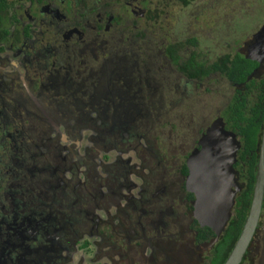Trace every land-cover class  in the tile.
<instances>
[{
	"label": "flooded vegetation",
	"instance_id": "af4514ba",
	"mask_svg": "<svg viewBox=\"0 0 264 264\" xmlns=\"http://www.w3.org/2000/svg\"><path fill=\"white\" fill-rule=\"evenodd\" d=\"M91 3L96 10L91 15L85 14L84 7L81 8L84 6L82 0H45L40 3L28 0L26 7H15L9 14L15 15L18 33L11 24L8 40L0 44V52H4L0 62L8 55L13 60L9 64L10 75L5 67H0V147L7 144L0 157V172L4 170L0 180L3 182L1 195L8 200L13 196L16 204L7 202L0 206V264H178L170 248L177 237L191 230L194 239L199 241L198 235H203L202 231L207 229L199 228L197 224L192 227L191 203L194 197L185 189L187 170L184 176L179 173L191 150L175 160L169 173L175 176L177 194L170 187L169 180L163 185L162 177L155 178L152 168L142 164V157L138 164L122 157L136 150L141 133L152 118V114L143 113L142 102L143 86L151 79L144 67L137 70V62L127 70L125 58L119 57L117 62L111 60L109 46L104 47L106 34L115 27L111 4L102 6L98 0ZM128 7L133 16L142 15L139 8L132 10L130 4ZM89 17L93 20L94 35L87 47L83 32ZM25 28L28 35H24ZM121 38L122 35L120 41ZM136 39H132L131 44H135ZM249 43H244L245 55ZM77 45L84 47L92 59ZM105 52L109 54L107 58ZM157 52L156 63L159 66L167 64L168 58L163 51ZM101 55L103 61L96 63ZM263 65L264 60L260 68ZM167 73L171 74L169 84L173 92L177 83L173 76L175 72H166V76ZM162 82L155 81L158 87ZM51 84H56L53 93H49ZM181 84L184 88L187 84L196 88L203 85L200 81L188 79ZM152 92L155 94L148 97L151 109L159 104L160 97L155 88ZM57 96L63 101H57ZM163 101L167 102L166 99ZM20 111L29 113L25 114L28 123H35H30L26 130L17 129L16 124L12 129L9 125ZM219 114L220 111L216 112L217 118H220ZM45 124L53 131L63 127L67 139L60 141H68L70 146L60 148L54 142V153L49 155L51 160H45L47 166L42 169L38 170L32 164L31 168H24L19 162L17 170H11L10 164L16 161V154L27 153L30 160L38 157L22 142L25 133L32 132L31 127L35 125L48 130ZM81 131L89 134L84 138ZM82 139L87 142L83 146L80 145ZM62 152L67 153L66 157ZM69 157L75 160L74 164L69 162ZM156 168H162L159 160ZM37 173L45 176L41 178L45 183L36 176ZM236 175L241 188L237 171ZM133 177L139 179V185L132 180ZM12 180H18L20 185L11 183ZM87 182L88 191H85ZM159 193L160 198H157ZM175 199L177 204L183 205L180 215L174 211L177 209ZM84 205L90 209L89 215L88 210L79 209ZM262 211L264 194L257 227L240 264L259 234L256 232L260 228ZM185 213L191 215V225L180 231ZM173 227L179 229L175 235L170 234ZM199 242L211 252L216 243L207 246L209 241Z\"/></svg>",
	"mask_w": 264,
	"mask_h": 264
},
{
	"label": "rangeland",
	"instance_id": "374dc122",
	"mask_svg": "<svg viewBox=\"0 0 264 264\" xmlns=\"http://www.w3.org/2000/svg\"><path fill=\"white\" fill-rule=\"evenodd\" d=\"M5 1L8 4V14L12 13L11 10L13 8H17L18 6L26 7L28 4V0ZM111 1L108 2L111 4L110 8L112 9L114 15H117L118 17L123 18V12H125L122 8L121 2H125L126 5L127 3L133 5L132 10L139 8V0H119V4H114ZM171 3L172 5L174 4L173 2ZM154 4H156V2L152 1L149 3V7L154 8ZM75 10L76 9L73 8V11ZM161 10L162 14L160 13ZM127 11L131 14V9L129 7ZM156 11L159 15L157 18H155L154 15V22H142L141 20H135L136 27L134 28L131 21L133 18L139 17L140 15L133 16L131 14L132 17L127 20H124L123 18V21H120L118 25L113 27V29L109 32L110 34H106V44L104 47L109 46V52L112 53V61L117 62L118 59L125 58L126 65L124 64V67L127 70L131 69L130 66L137 62V70L141 71V66L144 67V69L148 71V76L151 79L147 80L145 86H143L144 98L142 102L144 105L143 113L146 115L147 113L152 114V118L150 117L149 120L147 119L148 126L141 133L142 137L140 141L137 142L138 146L136 147V150L133 153L129 152L122 157L131 159V163L134 164L140 163V158L142 157V164L144 163L146 166L152 168L151 172H155V178L162 177L161 181L163 182V185H166V182L169 180L170 187L177 194L176 187H174L176 185L175 176L170 175L171 168H173L176 163L175 160L181 159V157H184L186 153H190L196 147L197 141L201 137L200 134H202L204 130L217 118L215 115L216 112L220 111L221 113L223 107L230 100L232 91L228 83L223 78L212 76L210 79L204 80L203 85L198 86L197 88L193 84H187L185 91L178 90L177 94L181 97L185 94L186 98L175 104H169V101H163L162 97L168 100V96L165 94L164 90L160 89L159 104L151 109L148 106V97L155 94L152 92L153 87H156L155 81L161 82L162 79L167 81V77H165L166 72H175L173 76L175 80H177V83L174 84V87L177 84H181L179 83L180 81L184 83V80H182V78L176 73V69L173 65L161 63L159 66V64L156 63L158 62V38L164 35V32L168 31L172 34L169 36H172L171 39L173 42L183 41L187 37L195 38L197 41L194 51L197 56L196 60L201 61L204 60L202 58L206 57L205 59H208V62H211L215 59V56H221L223 53L225 54L231 47L236 49L240 46L242 49L244 43L250 41L252 36L262 25H264V0H193L192 4H190L187 9H183L179 6H166L165 8L159 7ZM71 16L72 14H70V17ZM142 16L143 15H141V17ZM89 18L90 19L86 21V31L83 32L86 39L84 43L87 47L89 41L93 40L94 35V30L92 29V26L94 25L93 20L92 17ZM233 24L235 25V31L232 29ZM159 27H161L162 31H160ZM135 31L136 33L140 31L143 37H136L137 39L133 37ZM102 33L105 34L104 31H102ZM112 34H114V37ZM120 35L123 36L121 41ZM132 39H136L135 44H131ZM100 42L101 39L99 43ZM76 47L85 50V55L92 59L91 54L86 53V49H84V47L80 45H77ZM188 49H181V58H183V60L185 59V54ZM3 53L4 52L2 50L0 52L1 57L4 56ZM108 55L109 54L105 52V58H107ZM7 57V59H2L0 67H5L4 70L10 75L11 67L9 64L13 63V60L10 58V55ZM88 58H86L87 61ZM102 59L103 55L97 57L96 63H101L103 61ZM167 75L170 78L171 74L167 73ZM33 86V90H36V86ZM59 86L61 85L59 84ZM205 87L208 88V91ZM55 88L56 84H51L49 93H53L55 91L53 89ZM158 89L159 87L157 86V90ZM56 90L58 91V89ZM44 95L47 96V94ZM228 98L229 100L227 101ZM55 99L60 102L63 101L60 96H57ZM66 103L68 102L66 101ZM68 105L69 107L71 106L70 103H68ZM29 109L27 108L28 111H30ZM16 114L18 116L14 117L15 121L12 120L9 123L10 128L13 129L14 127L12 126L16 124L15 127H17V129L26 130L30 123L35 124L33 121L28 123L27 118L25 117V114L29 115L28 112L25 113L20 111ZM48 119L51 120L52 118L48 117ZM45 126L48 130H46L44 126L40 127V125H35L31 127L32 132L25 133V137L22 142L25 145L24 147H27L29 152L31 151L38 157L35 156L33 157V160H30L27 159L28 154L25 153V161L22 162V160H18L22 164V167L31 168L30 165L32 164L39 170L47 166L45 164V160H51L49 155L54 153V142H56L60 148L70 146L68 141H60L67 139L65 132L63 131V127H59L57 128V131H53L46 124ZM12 129H8V131L10 132ZM81 133L84 138L89 134L88 131H81ZM194 138L196 140L192 146ZM46 139H49V142ZM85 143H87L86 140L82 139L80 145L83 146ZM3 146L7 147V144H3ZM4 147H0V157L2 156V152H4ZM62 153V155H65L66 157L67 153ZM68 160L69 162L71 161V164L75 163V160L72 157H69ZM158 160L163 169H155ZM2 162H4V159ZM15 169L17 170V167ZM2 171L4 170L2 169ZM36 176L44 182L41 179L42 177H45L43 174L37 173ZM19 177L21 179V173H19ZM80 177L82 178V176ZM132 180L139 185V179L133 177ZM11 183L20 185L18 180H12ZM88 184L89 182L85 183V191H88ZM113 190L115 189L113 188ZM2 192V187H0V198ZM135 192L136 191H133V193ZM161 195H164V193ZM156 197L160 198V193ZM3 201L4 206L7 202H9V204H16V199H14L13 196H10L9 200L5 198ZM174 204L177 206V209L174 211L176 214L180 215L183 210V205L177 204V199H175ZM90 208L93 209L92 207ZM165 208H167V205ZM79 209H82L83 211L88 210L86 205L80 207ZM89 210L88 213L86 212L87 215L90 214ZM190 216L191 215L188 216V214L185 213L186 219H181L182 229L180 231H185L186 225L192 224ZM100 217L102 218V215H100ZM149 218L151 219L152 217ZM144 220L145 219L143 218L142 221ZM259 226L260 228L256 232L259 234L248 248L242 264H264V211H262ZM177 231H179V229L177 227H173L170 234L175 235ZM89 240L91 241L92 238H89ZM79 243H81V241H79ZM87 243L88 242H86L85 245H87ZM170 248L171 251L174 252L178 264H209V260L212 256L211 249H205L201 246L200 242L194 239L193 232L191 230H189V232L185 231L184 234L178 236L175 240V244H172Z\"/></svg>",
	"mask_w": 264,
	"mask_h": 264
},
{
	"label": "trees",
	"instance_id": "16d2710c",
	"mask_svg": "<svg viewBox=\"0 0 264 264\" xmlns=\"http://www.w3.org/2000/svg\"><path fill=\"white\" fill-rule=\"evenodd\" d=\"M42 1L45 0H37L39 3ZM93 1L94 0H82V5L84 6H81V8L84 7L83 10H85V14L91 15V13L96 11L92 7L94 6L91 3ZM98 1L102 4V6H106L111 0ZM152 1L157 4H154V8L149 7V3ZM111 2L114 4L120 3L119 0H113ZM171 2L174 4L172 5ZM192 2L193 0H139L138 7L140 8L143 16L141 17L140 15L139 17L132 19L131 22L133 23V28L136 27L135 20H141L142 22H154V15L155 18L159 15L156 11L159 7L165 8L166 6H179L183 9H187ZM99 3L97 5H99ZM121 5L125 10V12H123L124 20L131 18L132 15L128 13L127 5L124 2H121ZM7 9L8 4L6 1L0 0V44L6 43L8 40V28L11 24L14 27V32L18 33V22L15 19V15H9ZM160 13L162 14V10ZM77 15L78 17L82 16V14ZM123 18L120 17L119 19L121 20H119L113 14L112 22H114V25L116 26L120 21H123ZM159 28L160 31H162L161 27ZM234 28L235 25L233 24L232 29L235 31ZM23 32L24 35H28L26 28ZM164 33V35L158 38L159 45L157 50L161 49L160 51H163V54L168 58L167 64L175 67L176 73L182 78V80L188 79L191 81H200L203 84V81L206 78L215 76L223 78L228 83L232 91L230 100L222 109L219 117L222 119L225 129L233 132L240 143V149L237 153L234 169L237 171L242 186L234 198V206L231 210L230 218L224 226V229L211 252L212 257L210 258V264H223L239 236L250 203L251 189L255 173L257 146L264 122V65L260 68L256 62L246 59L244 46H242V49L240 46L236 49L231 47L225 54L223 53L221 56H215V59L211 62H208V59H205L206 57L202 58L204 60L199 61L196 60L197 56L194 52L197 43L195 38L187 37L183 41L173 42L171 39L172 36H169L172 34H170L169 31ZM134 36L138 38L143 37L140 31L137 33L135 31ZM183 48H189L186 51L187 53L185 54L184 60L181 58V49ZM165 77H167V81L162 79L165 84L162 82V85H160L159 88L165 91V94L168 96L169 103L175 104L185 99V94H183L184 96L181 94L182 97L177 94L178 90L185 91L184 85L182 86V84H177L172 92V87L169 84V77L168 75ZM179 83H181V81ZM153 88H155V92L157 91L159 93L160 89L157 90V85ZM205 89L208 91V88ZM162 98L165 99L164 97ZM195 140L196 139L194 138L192 146ZM22 158L24 159V154H16L14 160L17 162L14 161L11 163L10 169L16 170L15 168L19 164L18 160H22ZM2 173L3 171L0 172V174ZM179 173L182 176L186 174V169L183 163L179 168ZM2 183L3 182L0 180V187H3ZM3 200L4 198L1 195L0 206L4 205ZM195 225L196 223L193 221L192 226L196 227ZM202 232L203 235H198L199 241H209V239L213 237V234L207 229H204Z\"/></svg>",
	"mask_w": 264,
	"mask_h": 264
},
{
	"label": "water",
	"instance_id": "95a60500",
	"mask_svg": "<svg viewBox=\"0 0 264 264\" xmlns=\"http://www.w3.org/2000/svg\"><path fill=\"white\" fill-rule=\"evenodd\" d=\"M245 58L259 66L264 60V25L252 36ZM240 143L216 118L201 134L186 159L185 189L193 195L192 217L199 228H207L217 241L231 215L233 199L240 190L234 169ZM264 194V122L256 153L253 187L241 231L223 264H240L257 227Z\"/></svg>",
	"mask_w": 264,
	"mask_h": 264
}]
</instances>
